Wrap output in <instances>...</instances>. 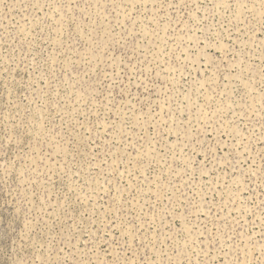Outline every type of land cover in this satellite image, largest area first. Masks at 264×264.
Returning a JSON list of instances; mask_svg holds the SVG:
<instances>
[{
    "label": "rangeland",
    "instance_id": "obj_1",
    "mask_svg": "<svg viewBox=\"0 0 264 264\" xmlns=\"http://www.w3.org/2000/svg\"><path fill=\"white\" fill-rule=\"evenodd\" d=\"M0 264H264V0H0Z\"/></svg>",
    "mask_w": 264,
    "mask_h": 264
}]
</instances>
